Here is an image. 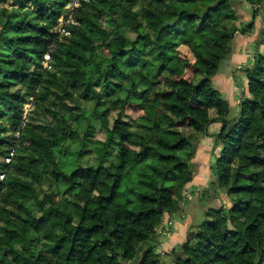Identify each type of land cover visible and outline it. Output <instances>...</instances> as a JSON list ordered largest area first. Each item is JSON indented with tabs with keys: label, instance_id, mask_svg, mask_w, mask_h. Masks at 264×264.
<instances>
[{
	"label": "trees",
	"instance_id": "obj_1",
	"mask_svg": "<svg viewBox=\"0 0 264 264\" xmlns=\"http://www.w3.org/2000/svg\"><path fill=\"white\" fill-rule=\"evenodd\" d=\"M67 1L0 0V264H264V38L235 113L212 83L264 0H238L245 25L233 0H91L44 69ZM180 47L200 65L191 79ZM212 123L210 171L227 202L162 251L163 219L177 215Z\"/></svg>",
	"mask_w": 264,
	"mask_h": 264
},
{
	"label": "rangeland",
	"instance_id": "obj_2",
	"mask_svg": "<svg viewBox=\"0 0 264 264\" xmlns=\"http://www.w3.org/2000/svg\"><path fill=\"white\" fill-rule=\"evenodd\" d=\"M236 6V9L238 11L239 16V22L241 24L245 25L249 22H251V10L248 9L244 10V7H246L241 1L233 0ZM263 8V12L261 10ZM260 15L257 14L255 17V27L252 32H249L247 34H241L240 32H236L235 40H236V49L239 48L240 51V59L243 58V56L249 54V51L253 49V53L255 51L262 52L263 51V45L259 44L258 41L264 38V5L260 6L259 8ZM263 13V14H262ZM263 32V36L261 35ZM252 44V48H249L250 44ZM250 49V50H249ZM245 50V51H243ZM248 51V53L246 52ZM181 57L185 58L189 65L184 71L183 78L191 79L193 78L195 69L200 67L199 64H197L196 60L192 56V54L189 52V50L185 47L179 48ZM231 52V51H230ZM237 52V51H236ZM235 52V54H236ZM253 56V55H252ZM252 56L249 58L252 59ZM247 57V56H246ZM230 58V57H229ZM247 59V58H246ZM243 60V59H242ZM251 62V60H249ZM247 62V63H250ZM246 61L241 62L239 66L241 68L247 66L248 64H244ZM226 64H229V67L231 68L230 71L226 74ZM237 61L233 57L229 60H223L219 66L218 73L213 77L212 83L218 87V89H222L221 91L225 94V97L228 99V102L231 106V110L233 113L237 110L238 100L239 97L243 93V87L245 84V78L244 73L242 72L241 68L236 69L237 67ZM238 66V67H239ZM236 67V68H235ZM235 68V69H234ZM221 92L222 96L224 94ZM26 106V105H25ZM24 106L22 113L26 109ZM86 109L87 106H86ZM125 112L131 117L135 118L139 116L141 111H139L134 106H126ZM113 115V114H112ZM107 122H109V119H106ZM220 125L218 123H212L208 127V134L201 136V139L203 140V144H198L197 150L201 151L198 153L196 157V153L193 157L194 162V169L196 173L194 182L189 185L188 191L184 189L186 193H184V200H180L175 205V210L177 211L176 216H165L163 219V228L160 229L157 238V241L160 242L157 246L164 251H169V240L172 237V233L178 229L179 225L182 224V226H185L184 231L179 233V237L181 241L183 242L186 240L188 233L192 232V230H195L200 223L206 219V212L210 208H217L221 205V203H226L227 198L226 195L223 193L221 188L217 187L215 185V176L210 171V166L213 162V155L214 151H217V148L215 149V138L213 134L218 130ZM105 134L103 130H98L95 133L96 139H104ZM203 147H208V149H203ZM70 148L75 152L77 151L76 145L74 143H70ZM202 148V149H200ZM204 150V151H203ZM205 152V153H204ZM208 152V153H207ZM206 154V155H205ZM212 157H211V156ZM58 156H60L61 164L65 168H69L73 162H75V157L70 154H62L58 153ZM210 156V157H209ZM213 182L210 185V182ZM218 193L219 195L216 196L215 194ZM189 218V219H188ZM191 219V220H190ZM171 222V225L168 224ZM158 250V247L156 248ZM140 258V254L137 255L136 259L132 264H137V261ZM159 261L161 263H170L173 259L170 255H159L158 257Z\"/></svg>",
	"mask_w": 264,
	"mask_h": 264
},
{
	"label": "built area",
	"instance_id": "obj_3",
	"mask_svg": "<svg viewBox=\"0 0 264 264\" xmlns=\"http://www.w3.org/2000/svg\"><path fill=\"white\" fill-rule=\"evenodd\" d=\"M91 0H68L61 8L60 14L56 18V22L52 27V32L54 37L52 42L48 45L47 51L43 54L42 67L44 69H50L51 67V55L50 53L56 48L58 42L63 40L64 37L69 36L71 29L80 24L78 18L76 17L77 10L81 7L83 3H87ZM263 11V10H262ZM33 97H29V102L26 104V109L22 113V118L26 119L29 110L32 107ZM15 137H19V132L14 133ZM16 143V140H15ZM15 148L8 151L4 158L6 163H10L14 157ZM4 173L0 174V180L4 179ZM168 224L171 225V222Z\"/></svg>",
	"mask_w": 264,
	"mask_h": 264
},
{
	"label": "crops",
	"instance_id": "obj_4",
	"mask_svg": "<svg viewBox=\"0 0 264 264\" xmlns=\"http://www.w3.org/2000/svg\"><path fill=\"white\" fill-rule=\"evenodd\" d=\"M246 9H248V7H244V10H246ZM248 12H249V9H248ZM236 36V35H235ZM236 40H235V37H234V39H233V42H232V47H231V52H229V57H227L226 58V60H229V59H232L233 57L235 58V60L237 61V68L236 69H239V68H241L240 66H239V64L241 63V62H244V61H246V63H244L245 65L246 64H249V63H247V62H250L249 60H251V58H249L250 56H252L253 54V49H249L250 51H249V54H247V55H245V56H243V58H241L240 59V51H239V48H237L236 49ZM252 44H253V42L250 44V46H249V48H252ZM237 51V52H236ZM243 51H245V50H243ZM235 52H236V54H235ZM246 52L248 53V51L246 50ZM247 56V57H246ZM247 58V59H246ZM243 59V60H242ZM239 66V67H238ZM234 68V69H235ZM230 67H229V64H226V74L230 71ZM216 86V85H215ZM220 89V88H219ZM220 90H222V89H220ZM222 92V91H221ZM223 93V92H222ZM224 94V93H223ZM224 96H225V94H224ZM226 98V97H225ZM227 99V98H226ZM228 100V99H227ZM199 144H203V140L202 139H200L199 140ZM200 149H202V148H200ZM203 149H208V147H203ZM204 151V150H203ZM199 152H201V151H199V150H197L195 153H196V157H197V155H198V153ZM205 153V152H204ZM208 153V152H207ZM211 154V153H210ZM206 155V154H205ZM211 156V155H210ZM209 156V157H210ZM212 157V156H211ZM195 175H196V173L194 174V176H193V179H192V181H191V183L190 184H192L193 182H194V178H195ZM189 184V185H190ZM189 185H188V187H189ZM188 187L185 189L186 190V192L189 190L188 189ZM185 191H184V193H186ZM189 219V218H188ZM191 220V219H190ZM184 228H185V226H182V224L181 225H179V227L177 228L176 227V229H178V230H176V231H174L171 235H172V237H171V239L169 240V248L170 249H172L173 247H176V246H178L179 244H181L182 243V241H181V239H180V237H179V233L180 232H183L184 231ZM169 249V250H170Z\"/></svg>",
	"mask_w": 264,
	"mask_h": 264
},
{
	"label": "water",
	"instance_id": "obj_5",
	"mask_svg": "<svg viewBox=\"0 0 264 264\" xmlns=\"http://www.w3.org/2000/svg\"><path fill=\"white\" fill-rule=\"evenodd\" d=\"M229 55H230V54H229V52H228V53L225 54V57L227 58V57H229ZM192 236H193V232H189V233H188V236H187V238H186V240L189 241V240L192 238Z\"/></svg>",
	"mask_w": 264,
	"mask_h": 264
}]
</instances>
